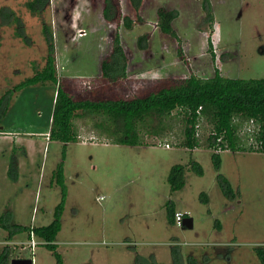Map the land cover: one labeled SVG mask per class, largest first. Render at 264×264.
Masks as SVG:
<instances>
[{
	"label": "rangeland",
	"instance_id": "1",
	"mask_svg": "<svg viewBox=\"0 0 264 264\" xmlns=\"http://www.w3.org/2000/svg\"><path fill=\"white\" fill-rule=\"evenodd\" d=\"M29 1L0 0V97L44 67L45 27L53 33L58 75L74 77V94L95 89L90 78L101 75L115 31L128 55L127 79L101 81L98 89L108 95H127L131 87L143 92L158 77H212L216 67L227 77H264V0H210L212 22L204 0H143L144 21L133 29L122 18L106 21L104 0H43L36 13ZM119 3L123 16H133L127 0ZM159 6L178 11L173 25L181 44L159 29ZM83 29L86 35L80 36ZM145 33L148 47L140 49L137 41ZM57 87L48 82L15 90L0 122V217L9 211L12 223L49 225L63 202L54 241L63 264H173V251L179 264H262L256 251L264 246V151H222L216 168L210 149L175 144L180 120L170 119L167 131L174 136L144 133L145 143L131 145L95 127L99 115L76 118L77 141L51 140L46 135ZM209 131L202 128V136ZM192 160L201 163L203 175L191 168ZM175 164L187 167L186 182L176 191L168 179ZM219 175L228 179L230 193ZM168 203L186 212L193 227L171 221ZM7 236L0 227L7 264L13 258L58 264L34 233Z\"/></svg>",
	"mask_w": 264,
	"mask_h": 264
},
{
	"label": "trees",
	"instance_id": "2",
	"mask_svg": "<svg viewBox=\"0 0 264 264\" xmlns=\"http://www.w3.org/2000/svg\"><path fill=\"white\" fill-rule=\"evenodd\" d=\"M103 2L102 14L108 22H118L122 18L126 29H133L136 23L144 21L140 13L143 0H127L133 16L122 15L119 0ZM45 3L43 0L42 2L32 0L28 2V6L32 13H36ZM204 3L207 12L206 20L212 22L214 15L211 2L204 0ZM157 15L159 29L177 39L181 44L173 25L179 15L178 11L159 6ZM44 29L47 35L49 33V54L46 57V63L43 68L18 83L13 89L7 90L0 97V122L9 108L15 90L51 82L58 85L49 133L51 140H61L65 143L77 141L79 132L76 128V118L99 115L102 116V121H95V127L109 132L118 143L131 145L145 143L144 133L154 136H174L167 131L172 128L170 119L177 122L180 120L181 139H177L175 144L190 149L200 146L210 149L216 168L221 165L222 151H264V77L251 79L227 77L216 67L212 77H201L195 73L180 78L158 77L150 79V86L143 92L131 87L134 91L132 92L130 88L127 95H108L105 88L98 89L101 81L118 84L127 79L128 55L122 44L120 33L115 31L111 52L102 59L101 75L90 78L94 81L95 89L83 94H74L71 87L74 77L58 75L53 55V33L47 31V27ZM148 40L149 33L141 35L137 41L138 47L146 49ZM209 43V51L212 52L211 40ZM178 53L184 59L181 45L178 46ZM251 123L254 125V132L247 130ZM205 127L210 130L206 133L207 137L201 134V129ZM215 149H221V151L217 152ZM186 168L183 164L172 166L168 179L174 191L184 186ZM191 168L200 175L204 173L201 163L197 160L191 161ZM219 176L226 193H230L228 179L222 175ZM57 182L62 184L65 191L63 175L58 177ZM167 205L168 216L175 222V208L172 203ZM62 211L63 202L57 206L56 218L49 225L33 228L12 223L10 212L7 211L0 217V227L8 231L7 239L26 230L29 234L34 233L43 238L46 245L54 252L57 263L63 264L62 255L57 251L54 243L61 229ZM256 252L261 263L264 264V246L258 247ZM173 258V264L180 263L181 257L177 251H173ZM9 260L10 253L5 248L0 253V264H7Z\"/></svg>",
	"mask_w": 264,
	"mask_h": 264
},
{
	"label": "built area",
	"instance_id": "3",
	"mask_svg": "<svg viewBox=\"0 0 264 264\" xmlns=\"http://www.w3.org/2000/svg\"><path fill=\"white\" fill-rule=\"evenodd\" d=\"M86 35V31L83 29L81 32H80V36H85ZM253 123H251V125L247 128L248 131L250 132H254V129H253V126L252 125ZM199 130H200V127L198 129V134H199ZM252 141H253V138H252ZM167 146H169V144L167 143ZM215 151L219 152L221 151V149H215ZM185 215H186V212H175V222L179 225H182L183 224V221L185 219ZM32 248H33V251H34V247L36 246V243H33L31 244Z\"/></svg>",
	"mask_w": 264,
	"mask_h": 264
},
{
	"label": "water",
	"instance_id": "4",
	"mask_svg": "<svg viewBox=\"0 0 264 264\" xmlns=\"http://www.w3.org/2000/svg\"><path fill=\"white\" fill-rule=\"evenodd\" d=\"M182 225L185 227H193V219L185 218ZM11 264H34V260L32 258H13Z\"/></svg>",
	"mask_w": 264,
	"mask_h": 264
},
{
	"label": "crops",
	"instance_id": "5",
	"mask_svg": "<svg viewBox=\"0 0 264 264\" xmlns=\"http://www.w3.org/2000/svg\"><path fill=\"white\" fill-rule=\"evenodd\" d=\"M49 133H50V131H48V132H47V135H46V136H48V137H49Z\"/></svg>",
	"mask_w": 264,
	"mask_h": 264
}]
</instances>
